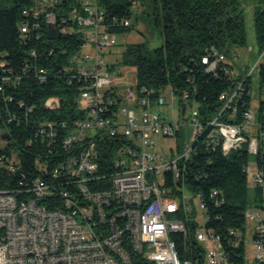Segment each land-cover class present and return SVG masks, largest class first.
Instances as JSON below:
<instances>
[{
    "label": "built area",
    "instance_id": "2783aa9c",
    "mask_svg": "<svg viewBox=\"0 0 264 264\" xmlns=\"http://www.w3.org/2000/svg\"><path fill=\"white\" fill-rule=\"evenodd\" d=\"M61 1L35 0L23 10L22 32L30 33V23L37 26L41 19L55 23L51 8ZM78 2L73 27L83 42L65 70L71 71L72 83L78 82L76 103L82 116L71 124L62 120L59 125H40L38 136L54 151V163L52 158H37L38 176L21 186L0 185V264H264V124L251 109L241 120L231 121L245 81L240 75H251L264 52L250 71L243 65L239 71L225 67L233 90L220 95L222 108L212 118L201 113L190 92L178 95L171 88L183 114L174 122L155 110L167 104L165 92L156 95L137 84L135 89H120L115 64L104 58L119 34L111 30L97 0ZM121 24L132 25V18ZM222 57L215 51L203 62L214 71ZM37 77L47 80L48 70L40 67ZM46 105L57 107L59 99L51 97ZM189 125L192 140L180 147L182 128ZM204 134L208 144L224 154L246 148L261 157L247 165L251 187L261 192L258 205L252 202L260 211H246V219L256 220L252 246L247 222L245 230L231 229L226 236L232 246H244L236 254L241 261L226 249L221 234L207 226L208 206L201 192L187 183ZM159 136L179 137L177 152L169 158L157 150ZM6 145H0V166L3 172H15L16 153L6 161ZM104 151L113 154L112 160L102 157ZM197 200L206 218L201 226Z\"/></svg>",
    "mask_w": 264,
    "mask_h": 264
},
{
    "label": "trees",
    "instance_id": "16d2710c",
    "mask_svg": "<svg viewBox=\"0 0 264 264\" xmlns=\"http://www.w3.org/2000/svg\"><path fill=\"white\" fill-rule=\"evenodd\" d=\"M35 0H0V125L8 132L4 153L9 161L16 153L18 169L3 172L0 166V185L21 186L25 180L38 176L37 158H48L54 163V151L48 142L41 141L38 128L45 122L62 120L71 124L82 116L76 103L77 81H70L71 71L65 70L83 40L74 29L73 10L80 9L78 0H62L51 9L55 23L44 19L38 25L30 23L31 32L24 34L21 24L23 10ZM106 13L112 31L120 34L134 28L124 26V18H132L134 4L144 8L147 20L161 34L164 42L151 48L147 42L130 43L123 54L125 64L136 67L137 86L154 90L156 95L170 87L178 95L190 92L206 118L216 116L222 108L220 95L232 91L234 82L226 66L234 67L237 56L234 47L248 45L245 11L241 0H97ZM254 25L260 51H264V0L254 9ZM66 29V31L64 30ZM33 51L36 53L33 54ZM220 58L214 71L203 62L205 56ZM262 61V60H261ZM260 61V62H261ZM44 67L49 78L41 81L37 71ZM245 77L238 97V111L233 122L241 120L250 110L251 75ZM259 80L264 87V63L260 64ZM13 99H9L10 96ZM59 99V106L48 107L49 98ZM23 102L24 104H20ZM33 110L29 111V107ZM258 120L264 124V101ZM226 118V115L223 119ZM180 137V136H179ZM204 134L197 143L191 167L186 174L188 186L200 191L208 206L207 226L221 234L224 246L236 260L244 246H232L226 236L231 229L245 230L246 211L252 202L261 200L259 189H251L247 165L250 154L246 148L224 154L219 147L207 142ZM32 140V142H29ZM5 145V144H4ZM183 142L180 143V147ZM102 157L112 160V153ZM258 160L261 157L258 155ZM49 166L50 163H49ZM26 176V177H25ZM217 191L212 195L213 191ZM180 239L179 234H175Z\"/></svg>",
    "mask_w": 264,
    "mask_h": 264
},
{
    "label": "rangeland",
    "instance_id": "374dc122",
    "mask_svg": "<svg viewBox=\"0 0 264 264\" xmlns=\"http://www.w3.org/2000/svg\"><path fill=\"white\" fill-rule=\"evenodd\" d=\"M243 2V9L245 11L246 17V27H247V34H248V45L244 47H234L232 50V54L237 56V58L233 61L231 58V62H233L235 68L233 70L239 71L242 69V66H247V71H250L252 67L257 63L260 56L263 54L264 51H260L257 35L254 25V9L258 3V0H241ZM133 10V17L132 20L134 22V28L120 33L118 36V41L115 46L111 49V54L107 52L105 55V60L115 64L116 70L115 74L119 77L118 82L120 89H126L131 86H136L137 84V70L134 66L125 64L123 62V54L126 49V46L130 43H137V42H147V44L151 47H158L161 46L164 42L163 37L161 34L156 30V28L150 24L147 20L146 14L144 13V8L140 6L138 3L134 4L132 7ZM109 51V50H108ZM264 63V55L262 57V61L256 66V68L252 72L251 77V111L257 117L260 114V105L261 102L264 101V87L261 88L260 80H259V68L260 64ZM244 70L243 72H247ZM121 73V74H120ZM243 74V73H241ZM135 89V87H134ZM135 93V90H134ZM165 95L167 96V104L156 106L155 110L160 112L167 120H173L174 122L180 119L181 114L180 105H179V96L174 95L171 88L168 87L165 90ZM191 105L188 104L187 108L190 109ZM187 110V111H188ZM8 132L6 126L0 125V145L3 144L4 136ZM179 137L171 136V137H162L159 136V144L157 146V150L159 153L167 156L169 158L171 154L177 152V144ZM180 140L187 145L190 144L192 140V126H185L182 128V133L180 136ZM256 158L255 155H250V160H254ZM252 189V187H251ZM198 202V204H197ZM197 214L199 216L198 221L200 226L204 225L206 222V218L203 216L204 212L200 207V202L197 200ZM260 211L259 207H255L254 205H250L248 208V213L254 215ZM256 220L253 218L247 217V235H248V244L250 247L252 246V239H251V230L255 226ZM208 248L211 246L207 245ZM251 252V249H250Z\"/></svg>",
    "mask_w": 264,
    "mask_h": 264
}]
</instances>
